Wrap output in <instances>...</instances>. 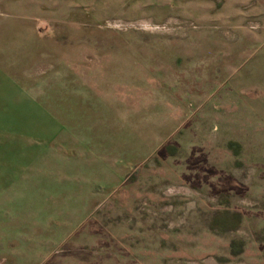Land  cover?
Here are the masks:
<instances>
[{"label":"rangeland","instance_id":"obj_1","mask_svg":"<svg viewBox=\"0 0 264 264\" xmlns=\"http://www.w3.org/2000/svg\"><path fill=\"white\" fill-rule=\"evenodd\" d=\"M0 264H264V0H0Z\"/></svg>","mask_w":264,"mask_h":264}]
</instances>
